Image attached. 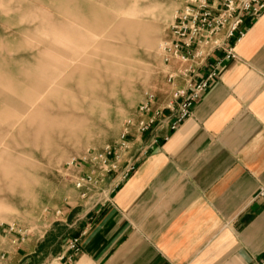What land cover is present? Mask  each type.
<instances>
[{"label":"crops","instance_id":"1","mask_svg":"<svg viewBox=\"0 0 264 264\" xmlns=\"http://www.w3.org/2000/svg\"><path fill=\"white\" fill-rule=\"evenodd\" d=\"M240 29L239 39H227L223 31L222 47L197 71L195 82L213 69L217 74L190 116L170 128L178 112L172 90L187 85L182 79L165 83L145 114L160 111L151 128L128 127L111 145L117 167L105 175L102 193L83 199L73 187L38 235L29 230L20 239L8 229L7 238L0 237V264L263 260L264 12L247 14ZM229 48L234 57H227ZM78 170L86 174L90 167ZM72 238H79L81 249L68 258Z\"/></svg>","mask_w":264,"mask_h":264},{"label":"rangeland","instance_id":"2","mask_svg":"<svg viewBox=\"0 0 264 264\" xmlns=\"http://www.w3.org/2000/svg\"><path fill=\"white\" fill-rule=\"evenodd\" d=\"M190 1L0 0V237L38 235L72 194L68 163L164 94L162 44Z\"/></svg>","mask_w":264,"mask_h":264},{"label":"built area","instance_id":"3","mask_svg":"<svg viewBox=\"0 0 264 264\" xmlns=\"http://www.w3.org/2000/svg\"><path fill=\"white\" fill-rule=\"evenodd\" d=\"M263 12L264 0H221L218 4L215 0H192L177 12L168 27L167 39L162 44V62L166 83L174 85L178 79H182L187 87L172 90L171 96L178 102V112L170 124L171 129H176L178 124L190 116L194 104L208 87L209 81L216 76L217 72L213 69L204 80L195 82L196 73L205 64L206 58L222 47L220 34L225 31L227 39H239L244 33L240 27L245 16L250 14L256 18ZM234 56L233 50L229 48L227 57ZM156 99L155 94H147L139 106V116L129 119L126 128L134 126L139 132L149 130L160 111L148 118H145V114L150 111ZM125 135L126 129L122 137ZM112 152L109 145L102 151L89 150L78 160L73 159L68 163V168L74 173L73 187L80 190L81 198L90 199L102 193L99 186L105 175L117 167L116 161L110 158ZM82 164L89 165L88 173L79 172L78 168ZM258 195L264 197V186L259 189ZM9 230L16 231L13 226ZM80 249L79 238L70 239L67 242V250L70 252L68 258L76 256ZM258 264H264V259Z\"/></svg>","mask_w":264,"mask_h":264}]
</instances>
